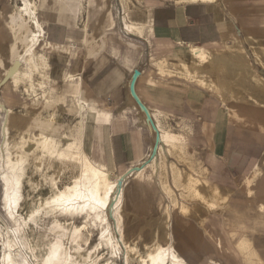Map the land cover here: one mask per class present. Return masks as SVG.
I'll return each instance as SVG.
<instances>
[{"label":"crops","instance_id":"0c3cea01","mask_svg":"<svg viewBox=\"0 0 264 264\" xmlns=\"http://www.w3.org/2000/svg\"><path fill=\"white\" fill-rule=\"evenodd\" d=\"M8 2L0 50L14 44ZM39 18L48 84L85 100V150L114 178L144 163L129 226L167 217L190 264H264V0H42ZM2 83L21 131L25 97Z\"/></svg>","mask_w":264,"mask_h":264},{"label":"bare ground","instance_id":"6f19581e","mask_svg":"<svg viewBox=\"0 0 264 264\" xmlns=\"http://www.w3.org/2000/svg\"><path fill=\"white\" fill-rule=\"evenodd\" d=\"M41 1L20 0L19 8L17 7V11L10 14L9 21L14 44H11L10 50H0V67L4 69L5 74V78L0 82V89L2 82L8 79L15 87L25 83V91L33 97V100H42L43 108L53 109L47 119H34V124L40 130L37 137L32 138L23 132L20 141L14 144L15 142L11 140V123L14 113L3 102L0 95V118L4 115L0 151L2 192L0 264H102L101 250L105 249L114 257L112 262L105 264H118L119 259L123 260V264H131L132 259H138L139 264H190L179 254L174 245L172 238L175 236L172 237V235L176 233L172 234L169 227H163L169 225L167 217L164 225H162L164 220L160 223L162 226L160 231L152 226L153 241L145 244V255L141 253L140 247L130 242L126 231L125 213L132 211H129L131 209L129 208L130 191L135 187L132 185L133 179L144 174V170L141 171L144 163H138L127 173L112 178L107 168L95 162L85 150L83 145L85 100L80 94H75V104L67 107L63 100L55 98L49 92L48 76L45 72L48 61L46 54L39 48L44 38V27L39 18ZM22 30L25 31L21 33ZM20 33L21 36H19ZM21 43L25 45L22 46ZM193 51L198 57L210 61L208 52L204 49L198 47L193 48ZM15 53H17L15 58L7 65L6 63ZM244 72L250 76L254 75L252 69ZM38 75L40 78L37 79ZM38 90H41V94ZM55 108L61 112L67 110L78 117L70 134L61 136L59 132L60 136H56V130H61V126L58 129L61 124V115L55 111ZM149 117L152 119L150 114ZM149 123H151L150 120ZM155 134L157 132H154L156 139L158 136L156 137ZM162 137L164 142L168 143L165 133H162ZM34 173H42L41 179L35 180ZM177 175L174 174L175 177ZM43 182L49 188V192L35 197L34 192ZM28 185L30 189L27 188ZM150 187L152 189V185ZM133 196L132 198H135ZM130 214L136 215L131 212ZM67 221L72 223L71 227L67 226ZM30 223H33V226ZM95 232L97 237L93 244ZM181 251L184 253L183 250Z\"/></svg>","mask_w":264,"mask_h":264},{"label":"rangeland","instance_id":"374dc122","mask_svg":"<svg viewBox=\"0 0 264 264\" xmlns=\"http://www.w3.org/2000/svg\"><path fill=\"white\" fill-rule=\"evenodd\" d=\"M88 2H87V4L85 3V9L87 10V8H88ZM20 5V0H9V2H8V4L6 5L7 6V9H6V11L8 12H10V14L11 13H13V12H16L17 11V7ZM19 8V7H18ZM5 13V24H4V29H5V31H7L8 32V30H7V27H8V25H10L9 24V21L11 20L10 19V17H9V13ZM9 28V27H8ZM11 30V29H10ZM25 30H22L21 31V33H23ZM21 33L19 34V36H21ZM12 35V34H11ZM20 45H22V46H24L25 44L24 43H21ZM40 48V47H39ZM13 57H11V59H12ZM2 68V67H1ZM3 76V72H2V70L0 69V81H2V77ZM226 77V79H225V81L226 82H228V83H230L231 82V80L233 79V77H229V76H225ZM38 78H40V76L38 75ZM229 79V80H228ZM236 80L238 81V83L239 84H243L241 81H242V78L240 77V79L238 78H236ZM240 80V81H239ZM23 84V85H22ZM25 83H21L18 87H16V88H19L18 90H20L21 92H22V95H23V97H25V100L27 101H25L26 102V109H23V110H21V113L19 114V115H21L20 117L22 118V119H20V121L22 122V123H20L21 125L23 124L24 126L22 127L21 126V128H22V130H21V132L20 131H18V130H14V131H12V142L14 143V144H16L17 142H19L20 141V139H21V135H22V133L24 132V133H26V135H28V136H30V137H32V138H35V137H37V135L40 133V130L37 128V126H36V124H34V122H35V118H41V119H47L48 118V116H49V114H50V112H52L53 111V109H51V107L48 109L47 107L46 108H43V101L42 100H33V97L32 96H29L28 95V93H26V91H25V85H24ZM49 85V89L51 90H49V92H50V94L51 95H53L55 98H57L58 97V94H60L61 95V93H60V91L57 89V88H55V87H53V85H50V84H48ZM54 88V89H53ZM212 91H213V88H212ZM240 91H243V92H245V90H244V87H241L240 88ZM38 92H39V94H41V90H38ZM213 93H214V95H216L217 96V93H215L214 91H213ZM59 95V99H61V100H63L64 102V104H65V106H67V107H71V105L72 104H75V97L73 98V97H71V96H67V95H61L60 96ZM39 96V95H38ZM218 97V96H217ZM236 99V98H235ZM35 101V102H34ZM71 101V102H70ZM250 101H253V100H250ZM261 102H263V101H261ZM228 106V105H227ZM258 106H259V104H258ZM262 106V105H261ZM229 107V106H228ZM260 107V106H259ZM230 108V107H229ZM56 110V112H58L60 115H61V124L59 125V128L58 129H60V126H61V130H56V132H55V134H56V136H62V135H68V134H70V132H71V130L73 129V127L76 125V123H77V119H78V117L77 116H75L73 113H70V112H68L67 110L66 111H59V109H57V108H55ZM42 110H43V112H42ZM230 110H232V112L233 111H235L236 109L234 108H230ZM25 113V114H24ZM27 114V115H26ZM67 118V119H66ZM235 119V118H234ZM76 120V121H75ZM3 121H4V115L3 116H1V118H0V140H1V138L3 137L2 136V126H3ZM26 121V122H25ZM69 121V122H68ZM24 122V123H23ZM76 122V123H75ZM72 123V124H71ZM75 123V124H74ZM20 124H18V125H20ZM66 124V125H65ZM31 126V127H30ZM34 126V127H33ZM34 128V129H33ZM37 129V131H36V129ZM58 131V132H57ZM67 131H69V132H67ZM60 132V133H59ZM18 133V134H17ZM60 135H59V134ZM18 135L17 137H16V135ZM58 134V135H57ZM84 134H85V132H84ZM35 136V137H34ZM15 138V139H14ZM14 139V140H13ZM17 140V141H16ZM144 170V168L143 169H141V171H143ZM144 173V172H143ZM110 175H111V177L112 178H114V175L112 174V173H110ZM33 177H34V179L35 180H40L41 179V177H42V173H34L33 174ZM27 188L28 189H30V186L28 185L27 186ZM38 191V192H37ZM47 192H49V188L48 187H46L45 186V184H44V182L42 183V185L40 186V188L39 189H37L35 192H34V196L35 197H38V196H40L41 194H45V193H47ZM1 195H2V192H1V186H0V199H1ZM0 209H1V200H0ZM129 216H131V217H129ZM134 215H132V214H130V212L128 213V212H126L125 213V224H126V231H127V234H128V238L130 239V242L133 244V245H135L136 244V246H138V248L140 247V250L142 251L141 253L143 254V255H145L146 254V250L144 249V246H145V244H149V243H151L152 241H153V235L151 234V231L153 230V227L152 226H154V229H157V230H159L160 231V229H162V226H161V224H160V226L159 227H157L158 225H157V223L155 222V221H145V222H138L137 224H141V223H143L144 225L142 226V228H141V226H139V227H131V226H129V225H131V223H134V222H132V221H134V218H135V216L133 217ZM129 217V218H128ZM128 218V219H127ZM154 225H153V224ZM164 223H165V221L162 223V225H164ZM66 224H67V226H69V227H71V225H72V223L70 222V221H67L66 222ZM150 224V225H149ZM30 225L31 226H33V223H30ZM90 226V225H89ZM147 226V227H146ZM161 227V228H160ZM87 228H88V226H87ZM90 228V227H89ZM142 230V231H141ZM87 231V230H86ZM96 233L97 232H95V234H94V238H93V244L96 242V237H97V235H96ZM101 262H102V264H105V263H107V262H112L113 260H114V257L109 253V251H107L106 249L105 250H101ZM112 260V261H111ZM123 264V260H121V259H119L118 260V264ZM131 264H139V262H138V259H132L131 260Z\"/></svg>","mask_w":264,"mask_h":264},{"label":"water","instance_id":"95a60500","mask_svg":"<svg viewBox=\"0 0 264 264\" xmlns=\"http://www.w3.org/2000/svg\"><path fill=\"white\" fill-rule=\"evenodd\" d=\"M137 74H138V73H136L134 76L136 77V76H137ZM133 93H134V96L137 98V96H136V94H135V92H134V91H133ZM137 101H138V102H139V104H140V101H139V100H137ZM142 105H143V104H142ZM142 105H141L140 107H142ZM143 107H144V106H143ZM143 107H142V108H143ZM144 108H145V107H144Z\"/></svg>","mask_w":264,"mask_h":264}]
</instances>
